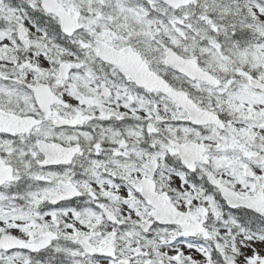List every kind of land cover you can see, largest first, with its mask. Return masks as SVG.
<instances>
[{
  "label": "snow or ice",
  "instance_id": "snow-or-ice-1",
  "mask_svg": "<svg viewBox=\"0 0 264 264\" xmlns=\"http://www.w3.org/2000/svg\"><path fill=\"white\" fill-rule=\"evenodd\" d=\"M0 264H264V0H0Z\"/></svg>",
  "mask_w": 264,
  "mask_h": 264
}]
</instances>
